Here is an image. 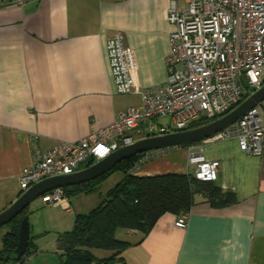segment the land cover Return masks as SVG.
<instances>
[{
  "label": "crops",
  "instance_id": "obj_1",
  "mask_svg": "<svg viewBox=\"0 0 264 264\" xmlns=\"http://www.w3.org/2000/svg\"><path fill=\"white\" fill-rule=\"evenodd\" d=\"M21 1L0 3V212L21 195L20 178L36 149L79 140L140 105L139 93L116 91L107 41L123 32L136 55L137 84L148 88L167 80L173 31L170 0ZM192 147H170L133 173L189 172L191 149H203L206 158L221 162L216 182L233 191L237 202L216 208L199 194L184 228L176 225L177 215L165 213L144 238L120 229L117 238L130 242L125 261L109 264H264V158L242 151L236 137ZM94 195L68 198L69 210L65 203L42 200L30 208V217L45 220L38 234L53 230L55 252H61L59 234L73 229L76 215L105 196Z\"/></svg>",
  "mask_w": 264,
  "mask_h": 264
},
{
  "label": "built area",
  "instance_id": "obj_2",
  "mask_svg": "<svg viewBox=\"0 0 264 264\" xmlns=\"http://www.w3.org/2000/svg\"><path fill=\"white\" fill-rule=\"evenodd\" d=\"M0 3L17 5L22 1ZM168 20L173 31L166 82L140 88L135 52L125 44L123 32L115 33L106 49L116 91L139 93L140 105L119 112L111 124L79 140L58 142L45 151L36 149L34 137L35 157L21 175L22 192L46 178L78 172L142 138L190 129L203 116L221 117L264 85V0H170ZM161 117H169L170 122L159 124ZM229 137L238 139L242 151L264 158V99L211 138ZM169 148L147 151L141 163ZM202 152L191 149L190 171L199 180L217 181L221 162ZM40 198L70 208L64 188ZM188 220L189 213L182 214L176 225L184 228ZM29 259L0 264H29Z\"/></svg>",
  "mask_w": 264,
  "mask_h": 264
},
{
  "label": "trees",
  "instance_id": "obj_3",
  "mask_svg": "<svg viewBox=\"0 0 264 264\" xmlns=\"http://www.w3.org/2000/svg\"><path fill=\"white\" fill-rule=\"evenodd\" d=\"M234 108L236 107L232 109ZM217 118L200 117L189 128L202 126ZM199 142L182 146L195 145ZM146 153L136 154L121 161L91 181L64 188L67 198L92 194L100 191L102 183L114 173L123 174L122 179L106 192L98 206L87 213L77 214L73 229L59 234L60 264H109L117 260L125 261L122 254L130 242L117 238L120 229L139 231L144 238L165 213H172L178 217L189 213L199 194L216 208L237 202L233 191H223L216 181L199 180L191 171L153 176L135 175L133 171L149 161L141 163ZM30 213L29 206L8 224L10 230L0 237V263L13 261L10 255L18 245L22 219ZM32 245L33 241L30 240L22 260L31 257ZM94 249L110 250L112 253L107 257H98Z\"/></svg>",
  "mask_w": 264,
  "mask_h": 264
},
{
  "label": "water",
  "instance_id": "obj_4",
  "mask_svg": "<svg viewBox=\"0 0 264 264\" xmlns=\"http://www.w3.org/2000/svg\"><path fill=\"white\" fill-rule=\"evenodd\" d=\"M264 99V85L247 97L230 112L199 127L156 135L137 140L133 144L123 146L112 152L106 158L73 174L49 177L22 192L8 208L0 212V227L9 224L14 218L28 208L32 201L56 188H65L91 181L113 168L121 161L131 156L154 149L182 146L184 144L207 140L228 126L236 123L246 112ZM31 239V224L29 215H25L20 225L18 245L10 255V259H22L28 249Z\"/></svg>",
  "mask_w": 264,
  "mask_h": 264
},
{
  "label": "rangeland",
  "instance_id": "obj_5",
  "mask_svg": "<svg viewBox=\"0 0 264 264\" xmlns=\"http://www.w3.org/2000/svg\"><path fill=\"white\" fill-rule=\"evenodd\" d=\"M159 124H168L170 122L169 117H161L157 120ZM123 177V174L121 172H116L113 175H111L105 182L102 183L100 191L96 192V198L102 197L106 194V191L110 188L114 187ZM103 193V194H102ZM41 202V198H37L34 201L31 202L30 208L33 210L35 203ZM42 209V208H41ZM40 209V210H41ZM39 210V211H40ZM38 210L35 209V212L37 213ZM30 217V215H29ZM38 220V224L35 222V220ZM30 224H31V239L33 241V245L30 247V250L32 252L31 257L28 261L29 264H60V252H55V250H58V247H53V230L45 232L44 234H38L37 230L39 229V226H45V220L43 218L38 217H30ZM36 224L38 227L36 228ZM10 230L9 225H4L0 227V237L4 235L6 232ZM1 244V240H0ZM46 244V245H45ZM55 249V250H54ZM94 253L98 257H107L111 254L110 250L105 249H94Z\"/></svg>",
  "mask_w": 264,
  "mask_h": 264
}]
</instances>
